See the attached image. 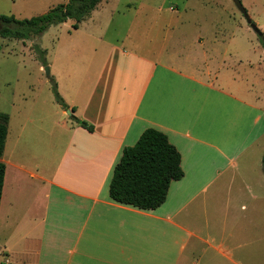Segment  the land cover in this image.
<instances>
[{
	"label": "crops",
	"instance_id": "crops-1",
	"mask_svg": "<svg viewBox=\"0 0 264 264\" xmlns=\"http://www.w3.org/2000/svg\"><path fill=\"white\" fill-rule=\"evenodd\" d=\"M109 2L78 29L69 20L74 31L47 52L71 115L51 86L44 100L0 92L9 117L0 264H264L260 41L242 26H173L182 16L110 38ZM256 2L245 8L264 34ZM33 39L11 43L30 53ZM147 129L168 137L185 174L156 210L110 196L124 149Z\"/></svg>",
	"mask_w": 264,
	"mask_h": 264
},
{
	"label": "rangeland",
	"instance_id": "rangeland-1",
	"mask_svg": "<svg viewBox=\"0 0 264 264\" xmlns=\"http://www.w3.org/2000/svg\"><path fill=\"white\" fill-rule=\"evenodd\" d=\"M240 1L243 5L245 4L244 7L247 6L248 8V5L255 0ZM67 2L68 0H0V17L14 16L19 20L31 19L44 15L58 5L66 4ZM128 5L129 7H127ZM131 6H133L132 11L129 9ZM256 6L258 9L263 10L264 0H257ZM170 8L176 10V12H171ZM104 9L106 12L111 9L116 11L108 34L110 38L115 37L114 34L116 32L121 39L125 38L130 34L129 29L133 26L132 24L140 20L149 23L154 20L152 22L154 23L153 26L163 29L164 26L169 24V20H176L177 17L182 16L180 22L176 23L173 21V26H182L183 30L191 33L196 32L200 25L207 26L214 22L230 29L242 26L244 29H248L254 39L260 41L259 34L248 24L232 0H110L109 6H105ZM160 9L163 10V15H161ZM167 17L169 18L167 19ZM137 18L138 20L135 21ZM260 18L264 24V15H260ZM104 20V18H101V23H104ZM139 27L140 25L136 24L132 30ZM66 29L72 30L71 21L50 27L41 40L37 41L38 38L33 39L35 44L34 42L31 43L32 52L30 53L27 51L23 52L15 43H11V39H5L0 36V92L5 97L12 91H28L30 95H35L36 98L39 97L41 100L49 96L50 86L53 91V81L51 73L48 76L45 69H49L48 63L51 61L52 53L50 57L47 52H51L56 46L61 32ZM73 31L74 29L71 32ZM160 32L159 28L157 33ZM260 32L262 31L260 30ZM7 81L9 85H6ZM52 91L51 93H53ZM52 95L55 97L54 93ZM0 108L6 109L7 106L3 104L0 105ZM11 144L12 138L9 139V147Z\"/></svg>",
	"mask_w": 264,
	"mask_h": 264
},
{
	"label": "trees",
	"instance_id": "trees-1",
	"mask_svg": "<svg viewBox=\"0 0 264 264\" xmlns=\"http://www.w3.org/2000/svg\"><path fill=\"white\" fill-rule=\"evenodd\" d=\"M103 0H69L58 5L48 13L31 19L19 20L14 16H1L3 30L0 36L5 39L30 40L44 34L51 26L75 21L74 29L88 18ZM260 41L264 49V34ZM53 93L56 102L68 111L69 107L58 92L55 79ZM74 112V110H72ZM83 128L93 131V127L77 120ZM9 117L0 114V206L3 197L6 165L1 161L8 134ZM182 157L168 137L156 130L147 129L138 142L123 151L120 162L116 165L110 184L111 198L121 204L142 210H156L167 200L173 182L184 177ZM264 171V155L262 158Z\"/></svg>",
	"mask_w": 264,
	"mask_h": 264
},
{
	"label": "water",
	"instance_id": "water-1",
	"mask_svg": "<svg viewBox=\"0 0 264 264\" xmlns=\"http://www.w3.org/2000/svg\"><path fill=\"white\" fill-rule=\"evenodd\" d=\"M233 3L236 5V7L238 8V10L243 14V16L245 17V19L247 20L248 24L251 25L252 29L257 33V34H261L259 28L257 27V25L253 22L252 18L250 17L247 9L244 7L243 3L240 0H232ZM3 30V24L0 22V32ZM47 75H50V71L48 68L45 69ZM68 115H71L70 111H67Z\"/></svg>",
	"mask_w": 264,
	"mask_h": 264
}]
</instances>
